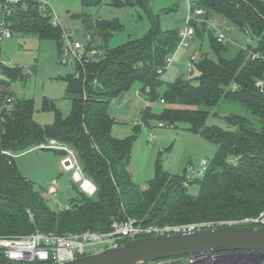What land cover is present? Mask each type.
<instances>
[{"label": "trees", "instance_id": "trees-1", "mask_svg": "<svg viewBox=\"0 0 264 264\" xmlns=\"http://www.w3.org/2000/svg\"><path fill=\"white\" fill-rule=\"evenodd\" d=\"M78 1L86 7L103 2ZM152 1L110 0L114 7H142L150 19V29L144 36L130 38L108 51L105 46L106 53L100 59L94 56L84 66L78 65L76 73L65 78L71 113L65 118L57 111L51 125L35 121L32 98L17 97L3 88L24 80L27 74L22 67L0 61V98H14L4 103V119H0V235L108 232L113 222L129 218L146 226H165L257 217L264 211V87L257 85L258 80H264V0H192L191 13L195 8L205 11L192 26L198 36H208L215 58L199 54L191 77L168 83L162 75L168 68L167 57L181 45L180 30L161 28ZM13 9L6 18L13 31L56 39L61 49V28L38 1L19 2ZM214 16L247 33L253 44L244 47L234 38L218 41L209 23ZM94 28L95 32L99 29L98 36L105 44L123 26L117 19L97 20ZM196 70L198 74L193 76ZM135 84L148 106L140 122L134 124L133 133L117 138L110 105ZM156 102L164 105L158 114L153 112ZM210 116L224 118L227 126L208 124ZM152 120L168 127L184 123L191 132L217 145L201 178L186 185L185 175L171 174L157 162L147 187L133 180L129 164L134 144L141 125L148 126ZM51 140L74 151L84 176L96 186L94 195L89 196L74 184L76 195L58 210L49 205L44 191L21 173L16 161L20 154L35 149L57 151L63 155L62 161L68 151L43 146ZM192 184H197V193L189 191ZM127 241L130 239L121 244ZM190 257L166 260L178 262Z\"/></svg>", "mask_w": 264, "mask_h": 264}, {"label": "rangeland", "instance_id": "rangeland-1", "mask_svg": "<svg viewBox=\"0 0 264 264\" xmlns=\"http://www.w3.org/2000/svg\"><path fill=\"white\" fill-rule=\"evenodd\" d=\"M50 2L60 18L62 27L72 31L77 40L87 45L88 38L92 36L93 47L103 45L104 51L97 59L106 53L105 46L108 51L124 44L130 38H140L148 33L151 26L147 13L139 5L114 7L110 4V0H103L99 6L87 7L78 0H50ZM151 7L155 14H159L163 30H181L186 26L187 16L192 14L190 12L192 0H153ZM76 14L80 16L77 17ZM56 15L51 17V21H55ZM197 17L202 18L204 15ZM112 19H117L123 28L113 33L104 44L102 38L98 36L99 29L97 28L95 32L94 26L97 20ZM210 20L215 21L217 26L230 27L228 35L240 45L246 47L248 44H253L247 33L238 32L228 21L221 20L218 16ZM195 53L208 54L215 58L207 35L202 38L195 32L187 45L179 46L172 64L162 75L164 83L175 81L180 77H191L188 60ZM62 58V51L56 39H40L35 34L13 31L11 37L0 40V61L8 66L22 67L27 74L24 80L13 81L3 88L13 91L17 97L32 98L35 106L34 119L41 125L53 124L57 111L66 118L72 110V100L66 92L65 78L76 73L77 64H66ZM197 74L196 70L193 76ZM164 89L163 85L160 92ZM139 90V85L135 84L129 91L122 93L111 102L110 113L116 120L113 135L117 138H124L133 133L134 124L140 122L142 111L148 106L145 97L138 93ZM163 107L162 103L156 102L153 105V112L158 114ZM232 107L231 109L234 110ZM160 123L163 122L152 120L148 126L141 125L134 144V155L129 164V172L133 180L143 187H147L150 178L154 175L157 162H160L171 174L184 176L189 165L198 167L204 159H211L217 150L215 143L191 132L184 123L177 127H168L166 124L160 127ZM207 123L227 126L224 118L215 116H210ZM151 132L155 134L152 141L149 140ZM147 148L151 150L147 151ZM62 157L59 152L46 149L29 150L16 157L21 173L32 180L38 189L44 191L49 205L54 210L67 206L71 198L76 195L73 185H79L72 177L73 170L64 169ZM56 181L59 183L57 195L46 193L45 189ZM189 191L197 193V184L190 185ZM97 248L102 251L105 247L99 244ZM197 258L199 259L197 264H264V254L260 253L211 252L204 254L202 258L201 256ZM188 259L176 263L186 264ZM169 261L165 260L164 264H172Z\"/></svg>", "mask_w": 264, "mask_h": 264}, {"label": "built area", "instance_id": "built-area-1", "mask_svg": "<svg viewBox=\"0 0 264 264\" xmlns=\"http://www.w3.org/2000/svg\"><path fill=\"white\" fill-rule=\"evenodd\" d=\"M30 0H4L0 2V40L9 38L13 35V29L10 22L6 18L10 17L13 13V6L19 2H28ZM41 4V8L45 11H49L51 17L56 15L50 0H34ZM191 12V9H190ZM205 11L202 8H195L194 12L187 16L186 26L180 30L181 42L180 44L187 45L189 40L193 38L195 30L192 26V21L197 16H202ZM54 25L61 28V51L62 61L66 64L73 65L74 63L84 66L85 63L91 57H99L102 54L103 45H97L93 47L94 37H89L88 44L84 45L81 41L74 37L72 31L62 27L60 18L56 15L55 21H52ZM216 30L217 40L220 42H227L230 40L228 31L230 27L217 26L215 21L210 20L209 22ZM92 45V46H91ZM83 50L85 52H83ZM199 54L195 53L188 61V71L192 72L193 63L199 58ZM174 60V55L167 57L166 65L169 66ZM78 74V73H77ZM257 85L263 89L264 80H258ZM0 98V119H4L2 114V108L7 101L12 102L13 97L8 96ZM162 102H164L162 100ZM160 127L165 124L160 123ZM155 138L154 133H149V140L152 141ZM44 147L50 148H61L68 151V156L62 160L64 169L67 171L73 170L72 177L75 182L79 184L80 189L89 196L94 195L96 192V186L89 179H87L80 167L77 156L73 150L67 146L58 144L55 140H51L50 144L43 145ZM8 155H11L8 151H3ZM69 160L70 164L65 165V161ZM208 160H203L201 164L196 167L195 165H189L185 170V184L188 185L194 179L201 177L205 174L208 169ZM59 188L57 181L51 184L48 188V193L57 195ZM233 225H254L264 226V211L261 212L257 217H246L243 219L226 220L218 222H203V223H191L181 225H143L138 223L136 220L129 218L124 221H115L112 224V229L108 232H94V231H83L79 233L70 234H55L53 232H42L35 231L30 234L17 235V236H2L0 235V253L3 255L2 258L15 261L24 264H57L63 263L69 260L76 259L78 257L95 253L100 251L97 245L101 244L106 248L115 247L122 245L121 243L126 239H136L149 235L172 233L189 231L206 227H218V226H233ZM88 247L90 249H88ZM202 258V256H201ZM198 258L190 257L186 264H197ZM140 264H164V261L146 262Z\"/></svg>", "mask_w": 264, "mask_h": 264}, {"label": "water", "instance_id": "water-1", "mask_svg": "<svg viewBox=\"0 0 264 264\" xmlns=\"http://www.w3.org/2000/svg\"><path fill=\"white\" fill-rule=\"evenodd\" d=\"M202 64V63H201ZM70 161L66 160L65 165ZM211 252L264 254V226L233 225L140 237L57 264H140ZM0 264H24L0 258Z\"/></svg>", "mask_w": 264, "mask_h": 264}, {"label": "crops", "instance_id": "crops-1", "mask_svg": "<svg viewBox=\"0 0 264 264\" xmlns=\"http://www.w3.org/2000/svg\"><path fill=\"white\" fill-rule=\"evenodd\" d=\"M147 151H150L151 150V148H147L146 149ZM144 166H145V164H144V162H143V168H144ZM57 184H58V187H59V183L57 182ZM182 260H185V259H182ZM167 261H169V260H167ZM172 261V260H171ZM171 261H169V263H174V262H176V261H173V262H171ZM183 264H185V263H183Z\"/></svg>", "mask_w": 264, "mask_h": 264}]
</instances>
